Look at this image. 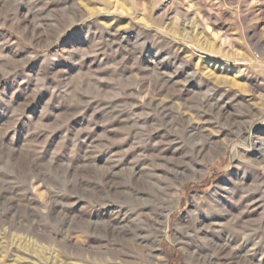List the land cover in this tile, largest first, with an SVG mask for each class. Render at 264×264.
Returning a JSON list of instances; mask_svg holds the SVG:
<instances>
[{
  "label": "rangeland",
  "instance_id": "374dc122",
  "mask_svg": "<svg viewBox=\"0 0 264 264\" xmlns=\"http://www.w3.org/2000/svg\"><path fill=\"white\" fill-rule=\"evenodd\" d=\"M0 264H264V0H0Z\"/></svg>",
  "mask_w": 264,
  "mask_h": 264
},
{
  "label": "bare ground",
  "instance_id": "6f19581e",
  "mask_svg": "<svg viewBox=\"0 0 264 264\" xmlns=\"http://www.w3.org/2000/svg\"><path fill=\"white\" fill-rule=\"evenodd\" d=\"M197 197V196H196ZM196 197H193L192 200H196ZM206 212V211H205ZM155 241V240H154ZM151 244V243H150ZM157 245V242H154V246ZM110 259V258H109Z\"/></svg>",
  "mask_w": 264,
  "mask_h": 264
}]
</instances>
